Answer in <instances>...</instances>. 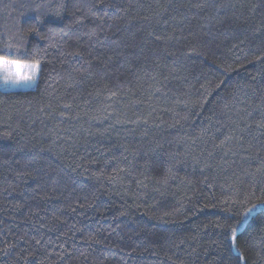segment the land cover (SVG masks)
Listing matches in <instances>:
<instances>
[{"label":"trees","instance_id":"obj_1","mask_svg":"<svg viewBox=\"0 0 264 264\" xmlns=\"http://www.w3.org/2000/svg\"><path fill=\"white\" fill-rule=\"evenodd\" d=\"M0 54V264H264V0H0Z\"/></svg>","mask_w":264,"mask_h":264},{"label":"snow or ice","instance_id":"obj_2","mask_svg":"<svg viewBox=\"0 0 264 264\" xmlns=\"http://www.w3.org/2000/svg\"><path fill=\"white\" fill-rule=\"evenodd\" d=\"M35 31V29H33ZM11 47V45H9ZM40 71L39 60H22L11 58L0 54V77L5 83H24L37 78ZM251 211V209L249 210ZM233 239L236 236L235 230L232 232Z\"/></svg>","mask_w":264,"mask_h":264},{"label":"rangeland","instance_id":"obj_3","mask_svg":"<svg viewBox=\"0 0 264 264\" xmlns=\"http://www.w3.org/2000/svg\"><path fill=\"white\" fill-rule=\"evenodd\" d=\"M37 76H38V74H37ZM36 79L33 81L17 84V83H5L2 79V77H0V88L5 89V90H17V89L29 88V87H32L34 85Z\"/></svg>","mask_w":264,"mask_h":264}]
</instances>
